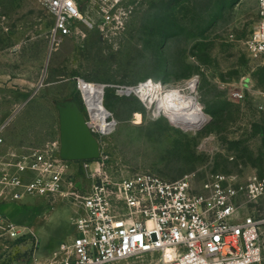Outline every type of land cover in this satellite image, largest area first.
<instances>
[{
  "label": "rangeland",
  "instance_id": "374dc122",
  "mask_svg": "<svg viewBox=\"0 0 264 264\" xmlns=\"http://www.w3.org/2000/svg\"><path fill=\"white\" fill-rule=\"evenodd\" d=\"M83 10L91 25L81 23L52 51L47 0H0V128L17 154L61 149L63 104L79 107L94 127L78 87L83 79L105 85L108 120L115 123L108 133H94L100 152L92 167L116 176L151 171L169 179L187 173H224L241 182L264 176V57L248 50L262 18L258 0H126L117 29L104 27L88 4ZM151 79L164 90L190 94L207 121L184 128L157 113L156 104L148 108L139 94L122 92ZM87 169L78 162L72 177L91 184ZM13 202L18 204H2L0 212L26 225L40 243L36 247L32 233L0 241L2 258L27 262L36 248L42 259L73 242L76 204L31 195ZM47 204L44 217L21 223ZM158 260L153 253L110 264Z\"/></svg>",
  "mask_w": 264,
  "mask_h": 264
},
{
  "label": "built area",
  "instance_id": "2783aa9c",
  "mask_svg": "<svg viewBox=\"0 0 264 264\" xmlns=\"http://www.w3.org/2000/svg\"><path fill=\"white\" fill-rule=\"evenodd\" d=\"M125 1L47 0L53 17L51 50L75 34L81 23L91 25L83 10L86 4L104 27L120 28L118 11ZM258 5L262 18L248 50L264 57V0ZM85 121L90 132L98 133L96 124L91 128ZM4 143L0 128V145ZM56 150L47 146L16 154L0 174L2 201L31 195L78 206L73 242L62 243L60 253L47 260L34 257L33 264H110L153 253L160 264H264V176L254 175L245 182L224 173L203 178L187 173L176 179L151 171L116 176L92 167L97 162L68 160L61 149ZM78 162H86L91 184L72 177ZM29 233L34 235L0 212L2 245ZM0 264L26 263L0 255Z\"/></svg>",
  "mask_w": 264,
  "mask_h": 264
},
{
  "label": "bare ground",
  "instance_id": "6f19581e",
  "mask_svg": "<svg viewBox=\"0 0 264 264\" xmlns=\"http://www.w3.org/2000/svg\"><path fill=\"white\" fill-rule=\"evenodd\" d=\"M145 83L127 87L122 92L125 94L133 92L139 94L146 102L148 108H153L156 104L155 111L157 113L169 115L184 128L197 129L207 121V116L198 108L197 102L189 101L192 99L190 94H178L175 89L164 90L161 84L154 82L152 79ZM195 84L196 79H191L189 82L190 88H194ZM81 88L97 130L104 134L108 133L113 129L115 123L108 120L111 112L104 103L105 85L83 80ZM138 118L141 119L140 113H138ZM91 135L99 145L98 139L93 132H91Z\"/></svg>",
  "mask_w": 264,
  "mask_h": 264
},
{
  "label": "water",
  "instance_id": "95a60500",
  "mask_svg": "<svg viewBox=\"0 0 264 264\" xmlns=\"http://www.w3.org/2000/svg\"><path fill=\"white\" fill-rule=\"evenodd\" d=\"M82 110L74 104L62 105V156L68 160H92L99 146L86 125Z\"/></svg>",
  "mask_w": 264,
  "mask_h": 264
},
{
  "label": "crops",
  "instance_id": "0c3cea01",
  "mask_svg": "<svg viewBox=\"0 0 264 264\" xmlns=\"http://www.w3.org/2000/svg\"><path fill=\"white\" fill-rule=\"evenodd\" d=\"M4 131L6 132V129ZM5 136H6V140H5L6 142L3 145H0V157H2V161L0 162V174L2 172H4V170L8 167V165H9L8 163H12L15 160L14 159L15 158L14 155H16L17 152H18V150L16 149V146L10 145L7 142V135H5ZM10 171L11 172H15V167H10ZM0 177H1V175H0ZM0 201H2L1 198H0ZM5 203L6 204H18V203H14L13 201H3L2 203H0V207L3 206L2 204H5ZM47 208L49 209L50 205L47 204V206H43V209H42L41 213H38V214H36L34 216H31L30 218L22 221L21 223L27 224V223H29L32 220H36V219L38 220V219L44 217L46 215ZM18 225H21V224H18ZM21 226H23V225H21ZM24 226H26V225H24ZM33 236H34V239L38 240V238H37V236L35 234ZM13 240H15V239H13ZM38 242L40 243L39 240H38ZM61 246H62V243L59 245V248L56 249V250L54 249L51 254H49V253L48 254H44L42 259H39L38 257H36V253L35 252H36L37 249L35 248L34 252H31L32 255L30 256V258L34 259V257H35L39 261L40 260H44V259L47 260L48 258H52L54 255L60 253L61 248H62ZM15 260L18 261L17 259H15ZM32 261L33 260H30V261H27V262H23V261H18V262L26 263V264H33Z\"/></svg>",
  "mask_w": 264,
  "mask_h": 264
}]
</instances>
